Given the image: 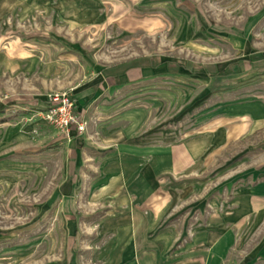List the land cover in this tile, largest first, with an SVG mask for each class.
<instances>
[{
  "label": "rangeland",
  "instance_id": "obj_1",
  "mask_svg": "<svg viewBox=\"0 0 264 264\" xmlns=\"http://www.w3.org/2000/svg\"><path fill=\"white\" fill-rule=\"evenodd\" d=\"M147 58L163 73L104 94L84 132L43 119L66 91L88 121V79ZM134 106L139 146L190 154L177 174L156 154L139 253L117 236L122 175L85 164L113 172L98 136ZM0 264H264V0H0Z\"/></svg>",
  "mask_w": 264,
  "mask_h": 264
},
{
  "label": "crops",
  "instance_id": "obj_2",
  "mask_svg": "<svg viewBox=\"0 0 264 264\" xmlns=\"http://www.w3.org/2000/svg\"><path fill=\"white\" fill-rule=\"evenodd\" d=\"M142 60L136 59L135 61H130L129 65L123 68L117 67L113 70H102L88 79L89 81H87V84L89 86H84L87 88L83 93L79 94L78 103V108H86L87 120L91 119L90 121L92 122V120L95 119L94 115L98 114V112L91 113L93 115V118H91L88 110L97 111L99 108H103L101 103H98L97 100L104 96V94L114 93L123 86L136 84L144 81L145 78L147 80V78L152 75L163 73L160 69H155L157 65L156 62L151 61L152 59L147 58V61L144 63ZM85 93H90L89 99L80 101L82 100L80 96ZM110 106L111 108H115L114 106H116V104ZM141 114L137 106L128 109L124 113L116 114L112 122L114 124L122 123V125L113 133L98 136V142L104 148V151L100 152L109 155V157L104 159L113 163V172H111V166L107 167L108 165L104 163L98 166V164H100L99 161L97 163L94 161L85 163L87 166L92 165L93 168L97 167L98 170L105 175L111 173L122 175L120 180L123 181L124 186L121 185V187H119V199L116 204L127 207V210L121 215V219L124 220H121L124 222V226L122 228L123 231L117 236L121 239L119 241L120 248L122 249L127 246L126 243H129V247L131 248L130 251L133 253L136 251L139 253V248H142L144 244H146L144 237L147 239L155 226V217L153 214L155 210L154 175L156 154H162L164 158H168L167 168L170 174L181 172L190 162H188L187 159L190 158V154L186 152L185 149H182V147H172L167 151L161 149L156 152L153 144L139 146V136L136 131L144 123ZM87 122H89V120ZM80 139L81 137L76 138L73 136L69 140L73 158L76 156L75 150L77 144L81 142ZM88 158L91 159L90 157ZM143 158L146 159L145 163L142 162ZM165 164H167L166 161H164V165ZM75 168H77L75 172L78 173V166L75 165ZM138 174L139 176H137ZM136 181L137 184H134L135 186H129L131 183L128 184V182L135 183ZM103 182L104 183L99 184L100 191L97 198L100 201H106L107 197H110V194H113L116 188H118L117 185L116 188L108 187L109 185L106 184V179ZM139 207H141V209ZM144 212H147L146 216H144ZM149 213L150 216H148ZM150 251L154 252V250Z\"/></svg>",
  "mask_w": 264,
  "mask_h": 264
},
{
  "label": "built area",
  "instance_id": "obj_3",
  "mask_svg": "<svg viewBox=\"0 0 264 264\" xmlns=\"http://www.w3.org/2000/svg\"><path fill=\"white\" fill-rule=\"evenodd\" d=\"M43 119L47 124L68 135L70 131L84 132L87 121L74 112L69 93L51 92L47 96L46 110Z\"/></svg>",
  "mask_w": 264,
  "mask_h": 264
}]
</instances>
